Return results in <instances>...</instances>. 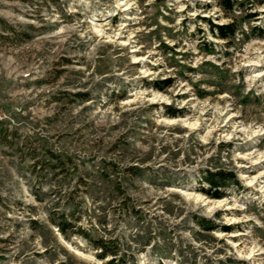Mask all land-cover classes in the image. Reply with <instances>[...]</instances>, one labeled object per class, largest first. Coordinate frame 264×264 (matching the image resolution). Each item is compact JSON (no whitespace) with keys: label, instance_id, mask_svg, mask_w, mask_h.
Returning <instances> with one entry per match:
<instances>
[{"label":"rangeland","instance_id":"obj_1","mask_svg":"<svg viewBox=\"0 0 264 264\" xmlns=\"http://www.w3.org/2000/svg\"><path fill=\"white\" fill-rule=\"evenodd\" d=\"M233 2L0 0V264H106L79 227L126 264H264V0Z\"/></svg>","mask_w":264,"mask_h":264},{"label":"trees","instance_id":"obj_2","mask_svg":"<svg viewBox=\"0 0 264 264\" xmlns=\"http://www.w3.org/2000/svg\"><path fill=\"white\" fill-rule=\"evenodd\" d=\"M223 4L225 7L232 8L234 6L233 0H223ZM212 29H216L218 31V35L223 38H229L232 37L235 34L236 28L234 24L232 23H226V24H214L212 23ZM169 108V106H167ZM170 115H176L179 110L177 109H171L169 111ZM205 180L209 183L210 188L205 189L208 193H212L215 197H220L223 195V192L220 191L222 187L228 185L231 182H234V175L226 170H206L204 173ZM57 224L59 226V229L62 233L66 234L67 230H76L74 229V224H72L70 221H68L67 217L64 216V214H61L58 216ZM208 228L214 227V225H208ZM77 232H80L84 237H86L88 240H90L97 248L100 249V253H98V256L100 258H106L108 255H111L109 260L106 262V264H126L127 259L124 258V256H117V245L113 241V239H108L105 237H97L94 238L85 231L84 229H81L79 227Z\"/></svg>","mask_w":264,"mask_h":264}]
</instances>
